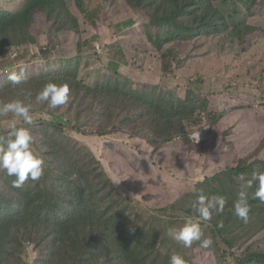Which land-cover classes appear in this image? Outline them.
I'll return each instance as SVG.
<instances>
[{
    "label": "trees",
    "instance_id": "obj_1",
    "mask_svg": "<svg viewBox=\"0 0 264 264\" xmlns=\"http://www.w3.org/2000/svg\"><path fill=\"white\" fill-rule=\"evenodd\" d=\"M123 1L132 12L145 17L149 26L156 29L155 34H149L141 42L149 47L145 50L138 49L137 53L162 62L163 72L169 70L167 65L170 61L175 62L179 69L186 58V62L193 65L208 58V70L203 75L215 77L222 59L214 57V54L220 47L223 48V37L236 35L240 38L242 32L248 35L259 30L264 34V26L255 27L248 21L255 14L264 19V0H198L196 15L185 12L184 0ZM74 2L79 14L91 24L97 21L98 13L103 10L101 5L92 9L89 0ZM241 12L246 17L245 23L232 24V19ZM16 13L0 8V42L4 45L9 44L14 37L12 32L31 29L32 23L37 22V19L44 22L47 28L46 31L43 30L44 35L57 37L60 36L59 33L65 36L71 34L70 37H65L70 56L75 52L76 46L80 45L76 36L80 22L77 16L70 13L66 0H24ZM14 41L16 44L15 38ZM197 41L201 43V50L195 54ZM53 46L50 45L51 48ZM163 46L165 50L161 52ZM186 49L192 51L181 55L180 51ZM39 51L43 56L42 65L34 73L38 92L48 82L67 84L70 88L69 102L52 109L47 102L36 101V96L28 90L26 82L6 87L0 84V102L21 99L22 95V99L35 101L43 111L49 109L55 112L64 110L70 102H76L77 98L89 101L91 107L86 109L83 119L87 122L90 118L100 117L94 125L106 131L99 136L116 133L122 135L120 129L110 123L114 116L121 118L123 109L130 107L136 116H125L127 120L135 117L130 139L138 138L152 150H160L162 146L172 144L173 138L179 136H184L183 140L190 144L186 134L197 119L194 114L197 109L206 108L207 102L209 104V98H200L191 91L183 97H171L168 92L154 96L152 87L144 86V82L136 83L127 75L132 73L135 60H130V70L121 76L86 82L77 78L70 66L71 61L62 60L53 71L48 50L44 47L39 48ZM64 53L66 56V49ZM173 71L181 76L184 74V70ZM166 82L172 84L174 79H167ZM253 106L259 107L255 104ZM239 112L243 113V107ZM31 115L32 123H27L30 131L35 124H43L44 136L38 150L36 142L34 148L45 159L44 174L39 181L28 180L23 186L15 188L12 186L15 177H8L0 172V264H30L31 259L36 260L33 264H170L173 255L182 257L185 264H195V250L210 251L218 259L215 258L217 262L230 257L234 264H264V203L254 198L258 181L254 180L251 188L246 186V181L252 180L254 173H264V158L247 162L249 154L243 163V151H239L237 154L240 161L237 165L221 169V163L216 164L219 170L211 179L220 180L217 189L208 190L213 182L205 178L201 183L208 182L209 187L193 191L192 199H174L148 209L134 197H127L118 203V192L111 182L108 181L111 189L101 187L99 174L104 172H100V168L89 170L85 166H78L75 164L77 161L70 159L69 154H66L65 161L48 160L53 154H57L53 152L55 148L66 150L71 145L73 151L79 147L71 140H65L61 129L63 121L71 124L81 134L93 125L80 126L73 122L68 111L63 116H58L55 122H46L43 113L32 109ZM222 133L227 134L224 142L222 139L218 140L219 135L215 138L213 130L207 133L200 143L203 146L211 143L206 154L214 156L210 154L211 151L223 143L237 145L228 129H224ZM46 134L54 136L49 145ZM263 148L264 133L255 143V152ZM225 150L229 152V156L234 155L232 150ZM169 155L175 159L177 154L167 149V156ZM175 163L174 161L169 165L170 169L178 170ZM126 186L133 192L142 185L139 182H129ZM241 191L246 193L251 206L247 222L236 217L232 211ZM199 195L224 197V211L213 210L212 219L207 223L201 222L202 239L211 238L213 241L210 247L201 248L200 242L196 241L191 247H184L168 235V230L179 229L183 227L186 218L196 216L194 206ZM130 228H135V231H129ZM45 234L51 239L49 244L44 241ZM256 236L259 242L255 249L249 251L247 244L253 242Z\"/></svg>",
    "mask_w": 264,
    "mask_h": 264
},
{
    "label": "rangeland",
    "instance_id": "obj_2",
    "mask_svg": "<svg viewBox=\"0 0 264 264\" xmlns=\"http://www.w3.org/2000/svg\"><path fill=\"white\" fill-rule=\"evenodd\" d=\"M23 2L24 0H0V8L15 14ZM89 4L92 9L101 5L103 10L98 13L97 21L94 24H91L77 10L73 13L80 22L76 32L80 45L76 46L75 54L70 58L66 57L69 55V50L65 37H70L71 34L65 36L59 33L60 36L57 37L44 35L43 30L46 31L47 28L44 22H39L41 20L38 21V19L37 22L32 23V28L24 30L23 34L15 33L6 46L0 44V53L4 48L18 44L27 45L24 40L26 39L34 45L27 49L29 57L19 62L20 65L28 64L23 67L24 72L33 71L35 73L41 69L43 56L39 48L44 49L45 47L48 54L53 55L50 60L53 71L62 60L71 61L70 66L74 69L77 78L86 82H94L97 79L106 80L115 77V75L121 76L130 70L128 68L130 60H135V66L132 65V73H127V75L136 83L144 82V86L152 87L155 92L154 96L168 92L171 97H183L188 91H191L200 98H209L206 108L197 109L195 112L194 116H197V119L186 134L188 139L189 135L205 121L214 131L215 138H218L219 135L218 140L222 139L224 142L227 134H223L222 131L228 129L231 138L237 141V145L230 142L220 144L217 149L211 151L210 154H214V156H210L206 153L209 151L211 143L203 146L190 141L191 143L188 144L183 140L184 136H180L179 139L173 140L172 144L164 145L160 150H152L144 141L138 138L130 139L133 129L132 121L136 117L130 107L124 108L122 117L117 119L114 116L110 123L119 128L122 135L116 133L99 136L100 133L106 131L94 125L100 117L90 118L84 122L83 115L86 113V109L91 106L89 101L77 98L76 102H70L64 110L59 109L51 112L48 109L49 111H44V120L55 122L58 120V116H63L68 111L73 122L80 126H90L89 124L93 126L81 134L71 124L63 121L61 129L65 140H71L79 147L73 151L71 145L66 150L55 148L53 152L58 155L53 154L52 158H48L49 161H65L66 154H69L70 159L76 160L75 164L78 166H85L89 170L100 168V172H104V174H99L101 187L109 190L111 188L108 181L111 182L118 192L116 197L118 203L127 197H134L143 206L153 209L157 205L174 199L180 201L192 199L193 191L205 190L209 187L208 182H201L205 178L211 179V176L219 170L218 167L216 168L217 163H221V169L239 163L240 159L237 154L239 151H243V163L249 154L247 162L255 158H264V148L255 152V143L262 138L264 133V34L261 33V30L248 35H244L242 32L240 38L236 35L222 38L223 48L220 47L214 54V57L222 59V64L218 68V74L214 75L215 77L203 75L208 70V58H204L194 65L186 62L188 60L186 58L179 69L176 68L175 62L170 61L167 65L169 70L163 72L162 62L137 53L138 49L145 50L149 47L141 42L144 38L147 39L149 34L153 35L156 32L155 28L149 26L145 17L132 12L123 0H89ZM245 18L241 12L231 22L235 25L245 23ZM248 19L249 23L255 27L264 26V19L259 14ZM14 38L17 40V44H15ZM94 40H99L106 45V56L98 54L94 50L91 45ZM51 44L54 45L52 48ZM171 45L172 43L169 46ZM164 46L161 52L165 50ZM64 49L67 50L66 56ZM200 50L201 43L197 41L196 48H194L195 54ZM191 51L190 49L181 50L180 54L187 55ZM165 61L166 59H164ZM173 70H184V74L179 79H175L178 73ZM158 75H162L161 79L155 77ZM239 77H242L243 80L241 84L237 80ZM163 78L174 79V82L167 83ZM20 100L25 104H30L33 108L31 99ZM253 104H257L259 107L255 108ZM242 107L243 113L239 112ZM79 108L80 112H78ZM201 112H204V117L200 116ZM253 114H255L254 117ZM126 115L135 117L132 120H127L125 119ZM3 122L4 127H0V130L8 129L13 119L3 120L0 122V126ZM43 130L42 123L35 124L31 130L37 150L44 136ZM46 137L49 145L54 136L46 134ZM225 148L232 150L234 155L229 156V152ZM167 149L177 154L175 159L172 155L167 156ZM174 161L178 170L170 169L169 165ZM51 182L58 184L55 181ZM129 182H139L142 186L132 192L126 186ZM209 182H213V184L208 190L217 189L220 185V180L214 178ZM45 236L46 234L44 238ZM258 242L256 236L253 242L247 244V249L249 251L255 249ZM194 253L195 264H234L230 257L217 262V258L210 251L195 250ZM35 262V259H31L30 264Z\"/></svg>",
    "mask_w": 264,
    "mask_h": 264
},
{
    "label": "clouds",
    "instance_id": "obj_3",
    "mask_svg": "<svg viewBox=\"0 0 264 264\" xmlns=\"http://www.w3.org/2000/svg\"><path fill=\"white\" fill-rule=\"evenodd\" d=\"M66 2L70 13H74L76 11L74 0H66ZM183 3L185 5V12L193 15L197 14L198 0H184ZM12 33L23 34L24 29ZM24 40L27 45L18 44L10 48H4L0 53V84L6 87L12 84L19 85L22 82H26V87L36 96L37 102H47L48 106L52 109L67 104L70 100V88L67 84L48 82L43 87L42 91L38 92L39 88L34 72H24L25 70L23 67L28 66V64L20 65L19 62L29 57L27 55V49H29L31 45H34L29 43L26 39ZM0 44L3 43L0 42ZM91 45L98 54L106 56L107 47L102 42L94 40ZM73 54H75V52H73L72 55ZM66 57L69 58L71 56L67 55ZM50 58H53V55L50 54ZM35 63L37 62L35 61ZM158 73H160V71H158ZM158 76L161 77L162 75ZM180 77L181 75L176 74L175 79H179ZM237 80L240 84L243 82L242 77H239ZM31 109L35 112H44L43 108L35 101L33 102V108L30 104H25L18 98H13L12 101L6 103L0 102V122L13 119L8 129L0 130V172H3L8 177H15L12 181V186L15 188L23 186L28 180L33 182L39 181L44 174L45 159L34 148L35 138L27 128V125L31 124L33 119ZM201 117H204V112L201 113ZM218 123L217 121V125ZM3 125L4 122L0 127H4ZM211 130L208 122L203 121L202 125L189 135V140L195 144H200ZM179 138L180 136L173 139ZM241 179H243V177H241ZM254 180L258 181V187L254 192V198L264 203V173H254L252 180L246 181V186L251 188ZM225 203L226 201L222 196L213 195L208 197L199 195L194 206L196 216L186 218L183 227L179 229L170 228L168 230V235L174 241L182 243L184 247H191L194 241L200 242L201 248L210 247L213 241L211 238L202 239L203 230L201 222H209L212 219L213 210L216 212H223ZM250 209L251 206L248 202L247 195L244 191H241L239 193V198L233 204V214L247 222ZM219 226L222 227V225ZM129 231L134 232L135 228H130ZM44 240L47 244L51 241L50 237L47 235ZM170 264H185V261L179 255H173L170 258Z\"/></svg>",
    "mask_w": 264,
    "mask_h": 264
}]
</instances>
